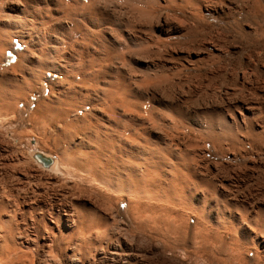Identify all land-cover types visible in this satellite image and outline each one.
<instances>
[{
	"label": "bare ground",
	"instance_id": "bare-ground-1",
	"mask_svg": "<svg viewBox=\"0 0 264 264\" xmlns=\"http://www.w3.org/2000/svg\"><path fill=\"white\" fill-rule=\"evenodd\" d=\"M146 2L0 0V65L17 57L12 67L0 70V110L16 112L20 103L23 108L34 104L28 120L31 132L54 153H25L11 137L0 145L1 153L14 150L5 158L8 168L0 172V264H137L132 238L146 235L176 241L189 234L184 231L188 222L182 229L184 216L198 220L187 240L214 264H247L244 255L250 253L264 261V204L248 206L239 196L229 198L225 187L204 176L202 164L193 163L198 154L188 150L184 137L189 132L197 135L193 144L197 148L207 140L204 153L209 143L239 148L249 142L233 138L234 130L251 133L263 145L264 124L257 121L261 109L241 99L221 109H187L161 101L153 91L142 92L143 83L163 76L162 65L146 54L139 56L135 39L127 33L128 22L150 15ZM125 9L130 21L115 16ZM160 16L153 29L157 37L184 36L183 25L188 22L181 25L179 18ZM143 41L139 43L144 46L148 39ZM184 51L175 54L187 67L202 59L183 57ZM207 116H215L221 124L206 123ZM37 154L49 159L50 165L38 161ZM25 185L33 187L23 193ZM44 193H50L49 200L40 198ZM122 202L127 204L129 225L118 215Z\"/></svg>",
	"mask_w": 264,
	"mask_h": 264
},
{
	"label": "rangeland",
	"instance_id": "rangeland-1",
	"mask_svg": "<svg viewBox=\"0 0 264 264\" xmlns=\"http://www.w3.org/2000/svg\"><path fill=\"white\" fill-rule=\"evenodd\" d=\"M150 1H152V0H147V2H146V9H148V11L150 12V15L148 17L143 18V19L142 18L137 19L138 21H136V22H134L132 20H131L132 22L130 21V19H131L130 12L126 9L125 10L128 13H126V11H123V12L121 11L122 14L119 12H116L118 14H115V16L117 15V18L120 17L119 19L128 18V20L130 21V22H128L130 24V27H128L127 33H130V36H132V38L135 39V43L139 47V49H138V47L134 43V45L136 46L135 48H137V50L139 52L138 55L140 56V54H141V56H142V55L146 54V56H144V57H150L151 59L153 57V59H154L155 63H157V65H159V66L162 65L161 70H163L162 71L163 76L158 77L151 82L146 81V83H143L142 87H141V91L142 92L153 91L157 95V98L158 99L160 98L161 101L166 102L168 104L169 103L170 104H178V105L182 106L183 108H187V109H191V108L192 109L193 108H207L208 109V108H213V107L217 108V109H221L222 107L224 108L226 104L231 105L233 102H235L239 99H241L242 101H247V102L251 101V103L254 102V105H257L258 107H260L261 111H260V114H259L257 121L258 122L260 121L262 124H264V122H263L264 121V119H263L264 118V93H263L264 92V29H263V27H264V8H263L264 0H260L262 2H260V1L256 2L254 0L256 3L253 0H190V1L189 0H187V1L186 0H182V1H180V0H165V1L164 0H157L158 3H155L156 0H154L155 4H152V2L150 3ZM174 1L176 2V4L174 3ZM162 2L164 4H168V5L161 4ZM183 2L187 3L186 6ZM259 2H260V4H259ZM159 3H160V5H159ZM169 3H171L173 5L170 6L171 4L169 5ZM124 5H126V4H124ZM154 5H156V6H154ZM258 5H260V7ZM256 6L258 7V9L255 8ZM260 8H261V10H260ZM253 9L257 10V11H253ZM192 10H193V12H191ZM189 11H190V13H189ZM251 11H252V13H251ZM254 12H256V15L254 14ZM182 13H183V15H182ZM125 14H126V16H125ZM160 14H161V16L168 15L169 19H173V20H176L179 18L180 20L178 19L177 21H179L181 25L184 24L185 21L188 22L189 25L187 23H185V25H183V27L184 26L186 27L185 32H184V36L182 38H178V39H173V38L162 39V37H157L155 35L153 29H156V24L158 23V20H159L158 18L160 16ZM250 15L252 17L255 16L258 20L255 17L252 18ZM184 18H186V19H184ZM194 18H195V20H194ZM143 20H146V21L142 22ZM195 22H197V23L195 24ZM144 23H145V25H144ZM193 23L195 24L196 27L192 26ZM254 24H256V25H254ZM260 26H262V29H260L261 28ZM135 27L137 28V30ZM187 27H188V29H187ZM256 29H257V31H256ZM137 31H138V33H137ZM255 31H256V33H254ZM144 32H145V34H144ZM191 32H193V34ZM194 33H196V34H194ZM140 35L144 39L141 38ZM146 35H148V36L146 37ZM223 36H225V37H223ZM148 37L149 38L151 37V38L149 39ZM186 37L187 38L189 37V38L187 39ZM253 37H254V39H253ZM138 38H140V40ZM145 38L148 39V42H146L145 44L143 43L144 44V46H143L142 42H140L141 43L140 44L139 41H141V39H142V41L143 40L147 41V39H145ZM210 38H211V40H210ZM215 38H217V39H215ZM136 39H138V40H136ZM127 40H129V39H127ZM127 40L124 39L123 41L126 42ZM153 40H154V42L156 41V43H154ZM157 40H158V42H157ZM208 40H209V42H208ZM184 41H185V43H184ZM129 42H131V41L129 40L126 43L129 44ZM164 43H165V46H164ZM245 43L247 45H245ZM151 46H152V48H151ZM145 47H146L147 53H144ZM148 47H150L151 49ZM164 47H165V49H163ZM201 47H202V49H201ZM141 48H142V50H141ZM147 48L149 49V51H147ZM159 48H161L160 49L161 51L159 50ZM180 49L183 51L185 50L184 51L185 54L183 57H190V56L191 57H202L201 60L203 63L201 62V60L199 62L197 60H194V62L192 61V63L194 65L187 67L186 63H184V61H182L183 59L182 60L178 59L177 57H179V56H177L175 54L176 51L180 50ZM198 50H200L199 53H197ZM255 50H257V51H255ZM164 51L165 52L168 51V52L165 54ZM225 51L227 52V54ZM128 52H129V54H131L132 50L130 52V49H128L127 54H128ZM152 52H154L153 56H151L149 54ZM216 52H218L217 53L218 55L216 54ZM7 54L9 56H11L12 52L7 51ZM214 55L218 59L215 60ZM258 55H260V56L258 57ZM167 57H169V58H167ZM16 58L17 57H14L12 59L13 61L9 60L7 62L8 64L2 63L0 65V70L8 68V67H12L17 60ZM211 59H212V61H209ZM185 60H187V59H185ZM207 61H209V62H207ZM219 61H220V63H219ZM210 62L213 64L211 65ZM225 64H226V66H225ZM231 64H232V66H231ZM199 67H201V68L198 70ZM194 69H196L197 71H194ZM236 70H238V71H236ZM233 72H234V74H233ZM236 72H238V73H236ZM205 73L207 74L206 76L204 75ZM200 74L203 77H201ZM3 75L7 76V74H5V73H3ZM199 76L203 79H201ZM217 76H218V78H217ZM194 78H196V80ZM198 78H200L201 83H198L199 82ZM217 79L218 80L220 79V80L218 81ZM223 83H224V85H223ZM195 85H197V86H195ZM198 86H199V88H198ZM261 90H263V91H261ZM186 92L188 93V95ZM47 93H48V90L46 89L44 94H47ZM229 93H230V95H229ZM262 93H263V96H262ZM183 95H185V96H183ZM218 95H220L221 98ZM182 96L186 99H184ZM200 96H202V97H200ZM205 96H206V98H205ZM253 96H255V97H253ZM198 97H200L201 99L200 98L197 99ZM180 98H181V100H179ZM202 98L205 101L202 100ZM223 98L224 99L226 98V99L224 101H222ZM227 98H228V100H227ZM175 99L176 100L178 99V100L176 101ZM194 99H197V100H194ZM248 99H249V101H248ZM207 100H209V101H207ZM217 100L220 101V104ZM229 100H232V101H229ZM182 101H183V103H182ZM211 101H213L212 104H211ZM260 101H261V103H260ZM32 102H34V97L30 98V103H32ZM204 102L207 104H205ZM208 103L211 106H209ZM221 103H223V104H221ZM183 104H185V105H183ZM190 104H192V105H190ZM200 104H201V106H200ZM20 108H21V110H20ZM33 109H34V104H30L28 108H25V107L23 108V104L20 103L18 105V110L16 112L11 111V110H9V111L0 110V115L2 114L0 117L4 116V118L2 117V119H0V125L2 124L0 127V140H1L0 145L4 144V142L2 143V141L5 140V138L11 137V139H14L13 143H16L15 145H16L17 149L24 151L25 153L27 152L29 154L30 152H35L37 150H43L47 153H51L54 155V153L52 152V150L50 148V145L48 146V145L40 142L39 139L36 138L35 136H33L32 132H31V125L28 122V120L31 117V112ZM19 117H21V118H19ZM210 118H212L213 120L211 121ZM210 118H209V116H207L205 119V122L208 124H209V122L216 123L219 125L221 124L220 121H216V120H218V118H216L215 116H212ZM4 121L6 122V124ZM18 122H19V124H18ZM27 123H29V124H27ZM238 132H239V134H238ZM238 132H236L234 130L232 132L231 136H233V138H236V140L239 139L238 141H241V142H245V140H249V142L247 144L246 143L242 144V146H239V148H236V147L230 146V145H232V143L229 144V143L223 142L221 145H211L209 143L210 145L208 144V149H207V151H205L206 153L203 152V145H204V142L207 140H203L202 143L200 144V147L197 148V147L193 146V144L197 138V135L189 132V133H186V136H184V137H185V143H186V145H188L187 147H190V148H188V150L189 151L195 150V154H198L193 158V163L194 164L199 163L200 165L202 164L201 167H202V172L204 171L203 172L204 176L207 179H210L213 183H216V185L218 187H219V185L222 187H225L224 189L226 190V193L228 194L229 198L234 199V198H237L239 196L237 199L239 201H242L243 204H245V205L247 204L248 206L255 204V203L264 204V148H263L264 144L259 145L258 141H256L257 138L253 135L251 136V133H248L247 131H241L240 132V130H239ZM1 134H2V136H1ZM231 136H230V139L232 138ZM238 137H240V138H238ZM253 144H255V145H253ZM233 149H235V150L233 151ZM9 152H7V153H1L0 152V161L2 162V160H4L2 162L3 165L0 162V172L1 173H3L5 171V169L8 168V167H6L7 166L6 160L10 155L14 154V150L13 151L11 150ZM233 154H235V156ZM5 158H6V160H5ZM217 168H219V169L217 170ZM224 171H225V173H224ZM230 176H232V177H230ZM227 179L229 180L228 181L229 183L227 182ZM222 181H223V184H222ZM218 183H219V185H218ZM227 185H229V186H227ZM25 186L26 187L25 188L23 187V189L21 190V191H23V193H26L27 191L31 190L30 188L33 187L32 185H30V186L25 185ZM257 186H259V187H257ZM229 187H230L231 191L229 190ZM43 195H45V196L43 197ZM41 196H40V198H42L43 200H49L50 199L49 198L50 193H44ZM114 207L116 210V205ZM118 209H119V213L118 212L117 213H118V215L120 214L119 218L122 221H124L127 225H129L130 224V216L128 213V208H127L126 202L120 203ZM115 210H110V213L111 212L115 213ZM184 219L185 220L183 222L182 229L184 226H186L185 223L188 222L189 227H188V225L186 226L187 229L184 227V231L186 230L185 232L189 233V234H187L189 236L194 229L195 223L198 220L196 217H193V216H187V217L184 216ZM116 224H118V222H116ZM116 224L114 226H116ZM121 232L128 233L127 230H126V232H125V230L121 231ZM187 235H186V233L182 234L180 237L181 239L179 238L176 241L171 239L170 240L171 244L169 242L162 241V240L158 241L159 238L155 239L152 237H148L146 235H141V236L139 235L135 238H132L133 240L131 242L133 244L134 252H135V254L137 253V255H136L137 264H214V260L209 255H205V254L199 253L198 251H195L192 243H190V241L187 240ZM129 238H131V237H129ZM173 245H175V246H173ZM169 247H170V249H169ZM244 258H245V261H247V264H255V262H257L258 264H264V261H262L260 259L257 260L254 253H252V254L250 253L249 255H244ZM103 264H106V263L104 262Z\"/></svg>",
	"mask_w": 264,
	"mask_h": 264
},
{
	"label": "water",
	"instance_id": "water-1",
	"mask_svg": "<svg viewBox=\"0 0 264 264\" xmlns=\"http://www.w3.org/2000/svg\"><path fill=\"white\" fill-rule=\"evenodd\" d=\"M35 158H36L38 161L42 162L43 165H45V166H48V165H50V163H51V161H50L49 159L45 160V159H44L43 157H41V155H39V154H37V155L35 156Z\"/></svg>",
	"mask_w": 264,
	"mask_h": 264
}]
</instances>
